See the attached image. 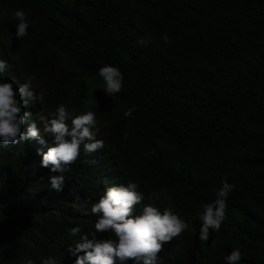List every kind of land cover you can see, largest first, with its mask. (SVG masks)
<instances>
[{"label": "trees", "instance_id": "trees-1", "mask_svg": "<svg viewBox=\"0 0 264 264\" xmlns=\"http://www.w3.org/2000/svg\"><path fill=\"white\" fill-rule=\"evenodd\" d=\"M16 8L30 24L20 40ZM0 36L11 63L0 78L43 92L30 110H93L104 140L69 165L60 192L47 184L58 173L39 164L46 142L0 148V264L48 255L71 264L67 229L90 231L94 219L73 201L86 207L128 180L141 205L171 208L189 225L158 264H223L236 246L244 264H264V0H0ZM105 63L122 74L110 97L98 88ZM222 178L233 185L224 220L199 241L197 212Z\"/></svg>", "mask_w": 264, "mask_h": 264}, {"label": "clouds", "instance_id": "clouds-1", "mask_svg": "<svg viewBox=\"0 0 264 264\" xmlns=\"http://www.w3.org/2000/svg\"><path fill=\"white\" fill-rule=\"evenodd\" d=\"M11 17L15 21L13 36L20 40L30 27L26 13L16 8ZM3 43L4 38L0 36V44ZM10 68V60L0 58V77ZM96 74L102 81L98 88L106 96L121 90L122 74L115 65L102 64ZM43 100V92L33 86L31 79L17 83L13 79L0 78V148L27 139L41 144L46 142V150L37 149L39 164L50 173H58L49 175L47 184L50 191L60 192L65 184L63 173L68 171L69 165L81 151L89 153L102 148L104 140L96 138L99 129L93 110L77 111L62 102L51 112L30 110V104H43ZM138 187L134 180L112 183L86 207L73 201L75 211L94 219L90 231H82L79 224L67 229L70 238L76 237L66 246L67 254L75 257L71 264H158V253L164 243L186 231L189 225L171 208H158L150 203L141 205L143 193ZM232 187L222 178L214 190L215 198L200 206L196 230L199 241H208L210 229L213 233L220 229ZM222 260L223 264H244L238 246L232 247ZM23 264L35 262L26 258ZM40 264H57V259L52 255L40 257Z\"/></svg>", "mask_w": 264, "mask_h": 264}]
</instances>
